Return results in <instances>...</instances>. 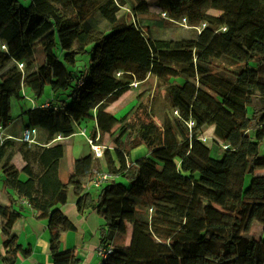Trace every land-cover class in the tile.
Returning a JSON list of instances; mask_svg holds the SVG:
<instances>
[{"label": "trees", "instance_id": "obj_1", "mask_svg": "<svg viewBox=\"0 0 264 264\" xmlns=\"http://www.w3.org/2000/svg\"><path fill=\"white\" fill-rule=\"evenodd\" d=\"M154 4L194 36L152 40L148 31L137 55L124 35L143 30L137 18L149 13L145 0H29L27 7L0 0V129L11 124V99L26 89L36 105L23 113L26 129L44 137L36 145L0 139L2 264L31 254L11 234L21 217L18 200L47 221L51 264H79L74 252L60 250L61 236L74 230L59 207L69 190L79 214L93 209L104 222L100 242L111 244L112 254L100 264H264V240L248 236L254 222L264 234V175L256 173L264 170V0ZM84 54L87 67L73 70ZM150 78L163 85L169 104L159 121L144 93L120 119L108 110L133 83ZM46 88L51 99L42 109L36 101ZM53 98L61 99L58 107ZM89 122V137L99 144L108 136L111 146L101 159L71 160L62 182V141ZM140 146L147 160L131 161L130 150ZM100 172L116 179L95 197L85 193ZM127 223L128 242L118 244Z\"/></svg>", "mask_w": 264, "mask_h": 264}, {"label": "rangeland", "instance_id": "obj_2", "mask_svg": "<svg viewBox=\"0 0 264 264\" xmlns=\"http://www.w3.org/2000/svg\"><path fill=\"white\" fill-rule=\"evenodd\" d=\"M149 4V13L144 16H138L139 23L142 27L141 32L138 30H127L125 32V36H127V40L131 38L133 41H131L130 45L133 46V52H136L137 55H140L139 52L142 51L144 40L142 39V35L146 36V34L149 31V36L152 38V40L156 39H163V40H176L180 38H191L194 36V30L189 28L188 24L180 20L179 22H173L170 21L167 16L164 13H161V11L155 6L154 0H145ZM20 4L24 7H27L29 5V0H19ZM125 13L128 14L129 12L124 9ZM131 16V15H130ZM148 27V30H147ZM123 34L120 33L118 38H116V42H118L119 39ZM117 36V35H116ZM1 48V47H0ZM138 52V53H137ZM89 63V55L84 54L80 55L77 57V65L76 68L73 69L75 71L79 70H84ZM131 94H126L124 95V98H121V101H116L110 106V109L112 112H114L115 117L117 119L122 118L125 116L130 109L133 107V105L137 102V95L140 93H144L142 95V99L146 103V109L150 113V117L153 118L155 121H159L161 117L163 116L165 110L168 109L169 104L168 100L164 91L163 85L158 84L153 78H150L149 81L143 85H138L136 84L131 85L130 89ZM22 98L16 99L12 98L10 101V116H11V124L7 127L6 132H19L18 138L20 139L21 134L23 131L26 130V126L21 127V122H24V124L27 123L26 117L23 115L25 110L30 109V97L31 94L24 89L21 91ZM23 95L25 97H23ZM51 95L48 88H46L44 96L42 97L41 100L36 101V104H40L44 100H46L47 96ZM62 95L61 97H63ZM51 99V98H48ZM61 99L60 98H53V102L55 103V106L58 107V103ZM92 123H86V130L90 132L92 129L91 126ZM84 125V126H85ZM82 126V127H84ZM6 132L3 129H0V139L4 138L6 135ZM36 135H37V130H36ZM78 135V134H77ZM37 137V136H36ZM58 137L55 139V141H59ZM213 140L212 138V131L211 129H208L204 135V142L209 144ZM124 141V140H123ZM69 143H74L75 147H79L82 149V147L86 146V141L82 136H74L73 139H71ZM111 139L108 136H105L103 139L99 140L100 145L105 146H111ZM70 147V146H69ZM262 154H264V146L262 145L261 149ZM147 150L144 146H140L137 148H133L130 150V160H136L138 158H142V161L147 160ZM213 155V153H212ZM19 158L17 159V161ZM16 160L14 161V165L17 162ZM149 166L153 167V165L148 164ZM258 175H264V170H258L256 171ZM248 182V178L246 179V183ZM2 183L0 181V187ZM125 185L127 186V183L125 182ZM92 195H96V192L94 189H92ZM95 197V196H94ZM138 212H150L148 211L149 209L143 208L140 205L137 207ZM131 227V224L128 226ZM248 236L252 237L254 239H259V240H264V234L262 233L261 226L258 223H252L251 228L248 232ZM128 235L122 238H118L116 243L118 244H127L128 242Z\"/></svg>", "mask_w": 264, "mask_h": 264}, {"label": "crops", "instance_id": "obj_3", "mask_svg": "<svg viewBox=\"0 0 264 264\" xmlns=\"http://www.w3.org/2000/svg\"><path fill=\"white\" fill-rule=\"evenodd\" d=\"M131 94L130 91L126 93V96ZM51 98L50 95L46 99ZM121 98H124L122 96ZM121 98L118 101H121ZM110 112V107L108 108ZM115 114L114 112H112ZM24 122H21V127L24 126ZM86 126V125H85ZM92 126V124H91ZM7 129L4 131L6 132ZM19 132H6L5 137L19 140L17 137ZM37 136V137H36ZM35 136L36 144L42 142L43 134L37 130ZM73 137L63 140L64 144V162L61 167L59 178L62 182L66 181L68 177V164L73 159H79L88 155H91L90 149L86 144L85 147H75L74 143H69ZM105 137V136H104ZM103 137V138H104ZM102 138V139H103ZM58 142V141H55ZM35 144V145H36ZM70 146V147H69ZM104 146V145H103ZM264 146V144H263ZM110 148V146H105ZM262 154V152H261ZM19 160L17 161V159ZM17 161L15 167L21 169L23 163L19 156L14 158ZM68 166V167H66ZM20 179L24 180L25 177L20 175ZM84 192L92 193V189L88 185L84 186ZM96 195L98 190H95ZM7 193L0 187V204L7 202ZM9 195H12L13 199H17L14 192L9 191ZM94 195V196H96ZM78 198L74 195L72 190L67 193L66 203L59 206L64 216L72 223L74 230L63 234L60 238V250L61 251H72L80 260L79 264H100V259L96 255V249L101 244L100 236L102 228H104V222L101 220L93 209L85 211L83 214H79L76 208V202ZM15 210H18L21 217L12 225L11 234L15 237L16 242L22 248H30L31 254L24 258L19 256L16 260V264H51L49 257V233L47 230V221L44 219H38L34 210H32L23 200H18L14 206ZM129 224L127 223L126 226ZM131 227H127L128 236ZM5 254V250L2 247V235L0 232V264L1 259Z\"/></svg>", "mask_w": 264, "mask_h": 264}, {"label": "built area", "instance_id": "obj_4", "mask_svg": "<svg viewBox=\"0 0 264 264\" xmlns=\"http://www.w3.org/2000/svg\"><path fill=\"white\" fill-rule=\"evenodd\" d=\"M136 84L137 83H133L132 85L135 86ZM35 106L36 105L34 104V102H32L30 100V107H35ZM39 107L42 109H46L48 107V103H44L42 105H39ZM77 134L79 136H82L85 139L86 144L88 145L92 156L95 159H101L103 156V151L106 148L97 143L98 136H96L95 139L89 137V133L86 131L85 128H80L77 131ZM35 136H36V130L33 128H28L22 132L19 141L26 143L27 145H35L36 144ZM58 139H60V137H58ZM114 179H116V178L113 175H111L109 173H105V172H100L87 185L91 189L99 190L102 187H104L105 185L111 183ZM149 212L151 213V210H149ZM111 254H112V245L111 244H100L96 249V255L100 259V263H101V261L107 259V257Z\"/></svg>", "mask_w": 264, "mask_h": 264}]
</instances>
